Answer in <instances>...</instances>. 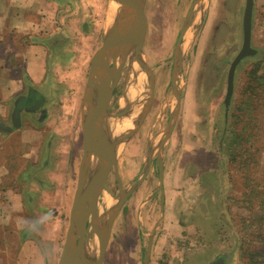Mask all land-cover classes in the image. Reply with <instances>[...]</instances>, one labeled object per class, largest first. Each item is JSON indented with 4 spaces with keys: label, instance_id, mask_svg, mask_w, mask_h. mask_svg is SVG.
I'll list each match as a JSON object with an SVG mask.
<instances>
[{
    "label": "rangeland",
    "instance_id": "1",
    "mask_svg": "<svg viewBox=\"0 0 264 264\" xmlns=\"http://www.w3.org/2000/svg\"><path fill=\"white\" fill-rule=\"evenodd\" d=\"M69 1L64 20L72 57L49 58V86L58 91L55 100L44 105L45 123H37L46 131L40 169L23 190V220L32 230L21 239L32 245L20 253L9 250L6 264H56L69 225L77 178L73 163L77 160V168L83 153V89L90 58L102 41L109 0ZM243 7L244 0H145L142 51L153 97L141 125L106 175L116 201L120 190L139 182L114 218L102 264H145L149 242L147 264H208L218 254L226 264H249L250 254L259 259L255 252L261 249L264 233V93L245 98L243 92L257 61V75L264 73V0H253L251 45L257 52L236 66L226 113L223 104L229 63L241 46ZM179 40L181 58L175 63ZM137 71L136 65L129 73L121 72L112 92L110 113L130 103L120 123L134 121L148 97L142 78L134 77ZM136 87L142 100L130 96ZM242 101L247 116L238 108ZM169 123L160 151V182L155 153ZM237 137L243 141L239 146L233 143ZM149 150L150 161L140 179ZM236 151L240 154L234 157ZM47 157L53 172L41 166ZM53 173V183L47 178L48 187H43L46 175Z\"/></svg>",
    "mask_w": 264,
    "mask_h": 264
},
{
    "label": "water",
    "instance_id": "2",
    "mask_svg": "<svg viewBox=\"0 0 264 264\" xmlns=\"http://www.w3.org/2000/svg\"><path fill=\"white\" fill-rule=\"evenodd\" d=\"M144 4L145 0H127L126 5L121 6L115 13L106 18L102 26L101 44L90 58L80 108L82 157L87 159V165L77 174L76 186L69 210V225L56 264H84L88 256H93V264H102L114 218L122 202L139 182L130 189L120 190L118 193L120 194L119 199L115 201L116 197L113 196L106 182V175L108 170L115 166L124 144L141 125L152 103V76L145 63L142 51L145 31ZM252 11L253 0H244L241 19V46L230 61L226 75V87L223 97L225 113L233 94V78L236 66L244 57L253 56L257 52V49L251 45ZM188 20L183 25L180 38L183 36ZM122 39L124 41L120 45ZM179 45H181L180 40L174 49L175 63L181 58ZM125 58L135 60L138 71L134 74V77L139 75L142 78L148 89V97L145 99L137 118L130 123L131 125L121 130L111 143H107L104 138L106 133L103 128V118L123 117L128 113L130 107V103L126 101L125 105L118 108L115 113L109 112L112 92L120 78L122 62ZM175 75L176 67L172 72L173 84ZM173 93L178 101V94L175 89ZM174 114V111H172L171 117ZM170 128L171 123L168 124L163 137L158 142L155 153L160 182L162 178L160 151ZM149 151L140 179L145 174L150 161L152 151ZM105 194L110 197L111 202L103 207L100 195ZM84 201L94 206L98 219H100V225L95 231L89 228L87 218L82 214ZM149 249L150 242L145 256V264H147ZM208 264H226L225 257L223 254H218Z\"/></svg>",
    "mask_w": 264,
    "mask_h": 264
},
{
    "label": "crops",
    "instance_id": "3",
    "mask_svg": "<svg viewBox=\"0 0 264 264\" xmlns=\"http://www.w3.org/2000/svg\"><path fill=\"white\" fill-rule=\"evenodd\" d=\"M70 6L69 0H0V251H5L0 253V264H6L9 250L19 249L20 253L29 246L28 240L21 239L25 231L32 230L23 220L26 217L22 208L23 190L40 169L46 131L37 123H45L48 114L44 105L50 99L54 101L58 91L49 86V73L53 71L49 58L72 57L66 39L70 31L64 20ZM192 14L190 12L188 23ZM30 95L42 99L38 107L44 113L37 116V120L35 114L18 104ZM13 106L18 110L14 112ZM48 145L51 146V141ZM74 162L78 174L77 160ZM41 164L45 170H53L48 157ZM47 178L53 183L56 175H46L43 187H48Z\"/></svg>",
    "mask_w": 264,
    "mask_h": 264
},
{
    "label": "bare ground",
    "instance_id": "4",
    "mask_svg": "<svg viewBox=\"0 0 264 264\" xmlns=\"http://www.w3.org/2000/svg\"><path fill=\"white\" fill-rule=\"evenodd\" d=\"M127 0H109L108 6H107V15L106 18H108L110 15L115 13L121 6L126 5ZM105 18V19H106ZM124 39L121 40L120 45L123 43ZM120 47V46H119ZM180 48V47H179ZM136 62L132 58H125L122 62V73H129L133 69H135ZM130 96L133 97L134 101H138L139 99L142 100L143 94L141 93V89L139 87L130 89ZM134 108V107H133ZM134 111V110H133ZM135 112V111H134ZM131 121L128 120L125 123H120L119 116L117 117H104L103 118V128L105 131V141L107 143H111L116 136L123 130L124 128H127L130 126ZM116 125H118L119 129L116 130ZM116 130V131H115ZM87 165V159L82 157L78 166V172L82 171ZM102 206H107L111 200L110 197L105 195L101 196ZM116 201V199H115ZM82 214L87 218V222L89 223V228H92V230L95 231L96 228L100 225V219H98L97 212L94 209V206L84 201L82 204ZM93 256H88L86 258L84 264H93Z\"/></svg>",
    "mask_w": 264,
    "mask_h": 264
},
{
    "label": "trees",
    "instance_id": "5",
    "mask_svg": "<svg viewBox=\"0 0 264 264\" xmlns=\"http://www.w3.org/2000/svg\"><path fill=\"white\" fill-rule=\"evenodd\" d=\"M255 64L256 65H254V70L248 71L250 83L244 88L243 93H245V98H250L253 95L257 96V95L264 93V73L260 72L259 75H257L256 71L258 69V61ZM241 103H242L241 106L238 107L239 110L244 111V112H245V110L247 111V109H244L245 105L247 106V104L244 105L243 101ZM247 115H248V113L245 112V116H247ZM237 138L239 139V141L241 140L240 137H237ZM237 138L233 139V143L239 146V144L243 143V141L238 142ZM244 141L246 142L247 139L246 140L244 139ZM240 149H241V147H240ZM244 150H245V148H244ZM236 153L237 154H234V157L238 156L240 154V151H236ZM261 241H262L261 249L255 252L259 259H257V258L254 259L253 257L255 255L253 257H251V254H250L249 255V264H264V233L261 235Z\"/></svg>",
    "mask_w": 264,
    "mask_h": 264
},
{
    "label": "flooded vegetation",
    "instance_id": "6",
    "mask_svg": "<svg viewBox=\"0 0 264 264\" xmlns=\"http://www.w3.org/2000/svg\"><path fill=\"white\" fill-rule=\"evenodd\" d=\"M41 101L42 99H40V96L30 95L29 97L24 98L22 101L18 102V104L21 105L30 114H36V112H39L42 115L44 111H42L40 107H38L40 106L39 103H41ZM14 109L18 110L17 107H14L13 110ZM16 110H14V112Z\"/></svg>",
    "mask_w": 264,
    "mask_h": 264
}]
</instances>
